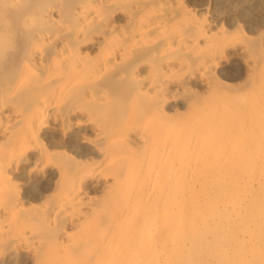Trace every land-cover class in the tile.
<instances>
[{"label": "bare ground", "instance_id": "1", "mask_svg": "<svg viewBox=\"0 0 264 264\" xmlns=\"http://www.w3.org/2000/svg\"><path fill=\"white\" fill-rule=\"evenodd\" d=\"M188 1L0 0V264H264V0Z\"/></svg>", "mask_w": 264, "mask_h": 264}, {"label": "rangeland", "instance_id": "2", "mask_svg": "<svg viewBox=\"0 0 264 264\" xmlns=\"http://www.w3.org/2000/svg\"><path fill=\"white\" fill-rule=\"evenodd\" d=\"M187 4H188V8L189 9H191L192 11H194L196 14H198V15H204V16H207V17H213L214 15H216V16H218V17H220L219 19H218V22H217V27H222V26H225V27H229L228 26V22L225 20V18H223V12L224 11H226V9H221L218 5L217 6H215V3L213 2V1H210V0H207V1H205V3L204 4H206V6L204 7L205 9H200V8H197V6L195 5V4H191V2H187ZM190 5V6H189ZM194 5V6H193ZM211 6V9L209 10V11H207L206 10V7L207 6ZM196 8V9H195ZM217 8V9H216ZM202 10V11H201ZM205 10V11H204ZM215 10V11H214ZM220 11H222V12H220ZM206 12V13H205ZM212 13V14H211ZM218 13V14H217ZM220 13V14H219ZM208 14V15H207ZM209 14H210V16H209ZM212 15V16H211ZM221 15V16H220ZM221 17H222V19H221ZM224 22V23H223ZM225 24H227V25H225ZM247 36H249V37H254L251 33H248V35Z\"/></svg>", "mask_w": 264, "mask_h": 264}]
</instances>
